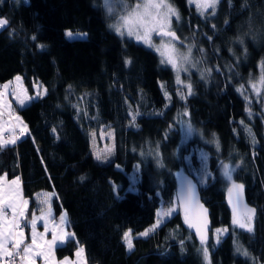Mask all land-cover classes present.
<instances>
[{"label":"trees","instance_id":"trees-1","mask_svg":"<svg viewBox=\"0 0 264 264\" xmlns=\"http://www.w3.org/2000/svg\"><path fill=\"white\" fill-rule=\"evenodd\" d=\"M171 2L178 44L194 59L183 84L154 49L113 30L100 0H0V83L20 75L29 92L46 88L13 102L27 130L0 148V176L19 177L31 207L50 191L56 213L66 211L72 235L57 258L81 245L88 264H264V0H218L203 14ZM101 126L114 131L107 163L90 153V131ZM223 164L235 166L233 182L254 208L251 232L233 223ZM180 172L210 211L207 241L179 211L136 235L176 201Z\"/></svg>","mask_w":264,"mask_h":264},{"label":"rangeland","instance_id":"rangeland-1","mask_svg":"<svg viewBox=\"0 0 264 264\" xmlns=\"http://www.w3.org/2000/svg\"><path fill=\"white\" fill-rule=\"evenodd\" d=\"M101 4L104 8L105 13L108 15L110 19V26L115 30L117 33L121 35H126L128 37L135 38L136 40L141 41L148 47L154 49L157 54L159 55L160 59L168 64L172 70L174 71L176 81L180 84H183V76H185L189 70L193 67L194 59L192 57V49L190 45L180 46L178 43L171 39L167 38H157L156 33L157 31H150L148 33V42L146 43L145 40L142 38L143 33L145 31V28L142 25H135L133 27V32L139 34L141 38H138L137 34L129 35L128 34V28L124 26V19L130 18L133 14V10L137 8L138 5L143 6L144 4L149 3V0H100ZM218 1V0H217ZM165 2L172 7V9L175 10L176 15H169V29H174L175 21L178 19L179 15L177 12V9L175 5L171 2V0H165ZM188 4L193 5L199 13L203 14L205 11L209 10L211 7L207 6V0H187ZM198 4L202 5V7L198 8ZM141 11H143V8H141ZM166 11V10H163ZM157 13L156 11H152L151 18H156ZM0 20H4L3 18H0ZM5 21V20H4ZM4 25V24H3ZM0 25V28L3 26ZM151 27V25H149ZM117 28H120V31H117ZM168 30V29H165ZM175 30V29H174ZM67 32L73 33L72 37H84L86 35L83 31H71L69 29H66L65 34ZM67 36V35H66ZM68 37V36H67ZM183 55L189 56V61L186 63H183L181 65L180 57ZM171 57L172 61L175 62L178 66L173 67V63L169 62V58ZM16 77H20L19 81H17ZM46 92L45 86L40 83L36 82L33 87V92H29L27 88L24 86L22 78L20 75H15L13 78L7 79L0 83V139H4L3 136L7 133L9 134L8 139H15L14 131H22V133L25 131L24 126H26L22 116L14 110L13 108V102H16L19 106H24L31 102L34 99H37L44 95ZM17 97L25 98V97H31V99L26 100L25 104H20L17 100ZM19 118V119H17ZM4 139V140H8ZM90 153L93 156L95 160H97L100 163H107L114 157V131L110 126H101L98 129H94L90 131ZM197 153L201 159V164H205L206 162V155L204 152H201V150H197ZM99 157V158H98ZM201 165V166H202ZM228 165V164H223ZM221 167V174L223 176V179L225 183L228 186H232L233 179L231 177V180L228 179V177L225 175L224 167ZM229 171L233 173V170L235 166L228 165ZM185 175L184 172H180L178 174V178ZM130 180H132V183L135 181L133 175L129 174ZM0 178V197H2L5 201V204L8 202H12L15 205L19 207L24 208V217L21 219V226L24 230V242L25 244L32 243V227L30 221L32 220L33 216L37 217V223H36V232L37 233H44L43 239H41L39 236L37 237V244L40 245V247H33V252L42 251L43 255L40 256H34V264H53L55 261H59L56 258L55 255V245L51 247V249H47V241H50L52 239L53 231L63 229L64 233L68 234L66 236H62L61 238H65L63 241L66 240L69 236L72 235V231L68 228V219L67 214L65 210H61L60 212L56 213L54 210L52 204H51V198L52 193L50 191H40L35 198V207L30 206V200L28 198H25L23 195L21 184H19L18 180H15L14 178L8 179L4 175H1ZM13 179V180H12ZM13 181H16L15 184H13ZM131 188V186H130ZM228 188V187H227ZM47 199L48 203L44 204L42 201ZM23 201H27V204L24 205ZM50 209V213H49ZM170 210V211H169ZM179 211V206L177 204V201H173L172 203L168 205H160V207L157 210L156 218L154 222L148 226L146 229H144L142 232H139L138 236H145L141 235V233H144L147 231H152L153 225L159 226L167 217L171 216L173 213ZM164 213H167V215H163ZM160 214V215H158ZM41 215L44 216V218L48 221V231H45V222L42 219H39ZM7 220L10 221L12 218V209H7L6 211ZM61 216H64L65 220L64 222H61ZM26 225V226H25ZM54 225L56 228L54 229ZM18 231V230H17ZM125 232L129 233V238L132 242L133 248V237L135 235L132 234L130 229H127ZM124 232V233H125ZM123 240L126 245V248L128 250H131L128 248L124 235ZM237 249L239 248L240 252L244 254L247 252L239 243L236 244ZM206 247H203V249ZM79 249H82V252L80 255H77V251ZM62 259H66L68 261V264H88L85 260V254L83 247L81 245H78V247L74 251V256H64ZM59 259V258H58ZM19 257L16 258L15 264L18 262ZM65 260L63 261L64 264ZM21 264V261L20 263ZM61 264V262H60Z\"/></svg>","mask_w":264,"mask_h":264},{"label":"snow or ice","instance_id":"snow-or-ice-1","mask_svg":"<svg viewBox=\"0 0 264 264\" xmlns=\"http://www.w3.org/2000/svg\"><path fill=\"white\" fill-rule=\"evenodd\" d=\"M216 3L217 0H207V6L213 9L215 8ZM200 7H202V5L198 4V8ZM141 8H143V11H141ZM152 11H156L157 17L150 19ZM169 15H176V13L175 10L172 9V7L165 2V0H149V3L144 4L143 6L138 5L137 8L133 10V14L131 15L130 18L124 19V26L128 28V34L133 35V34H137L133 32V27L135 25H142L145 28L142 38L145 40L146 43L148 42V33L153 30L157 31V33L163 37H170L172 39H175V33L169 29V20H168ZM5 23L6 22L4 20H0V25H3ZM149 25H151V27ZM117 31L119 32L120 28H117ZM66 35L69 38H71L73 36V33L67 32ZM137 35L138 38H141L139 34ZM180 61H181L180 66H182L183 63L189 61V56L188 55L181 56ZM169 62L173 63V67H177L179 69V66L172 61L171 57L169 58ZM126 63H128V61H126ZM16 79L17 81H19L20 77H16ZM29 99H31V97H25L23 99L17 97L18 102L22 105L25 104L26 100ZM185 115H187V112H185ZM24 130L25 131L27 130L26 126H24ZM15 142H16L15 139H8V140L0 139V148L4 147L6 144H10V143L14 144ZM223 167L225 170V175L228 177L229 180H231V173L229 171L228 165H223ZM15 183L16 181H13V184ZM228 191L230 194V203H231V197L233 195H235V198L238 202L240 200V196L243 191V185L233 183V185L229 188ZM193 194H194L193 186L189 183L186 190L182 193V197L184 199H189L193 196ZM42 203L47 204L48 203L47 199L42 201ZM23 204L26 205L27 201H23ZM9 208L12 209V218L10 221L7 220V216H6V211ZM252 212L253 210L249 209L241 217V219H236L234 216L233 223L238 224L239 227L241 228H247V230L251 232ZM49 213H50V209H49ZM24 214L25 213L23 207H19L14 203H12L11 201L5 204L4 199L0 197V264H15L17 257H19L21 264H34L33 257L43 255L42 251L33 252L34 246L40 247V245L37 244V237L39 236L41 239H43L44 236V233L36 232V223H37L36 216H33L32 220L30 221L32 227V243L25 244L24 242V230L23 227L21 226V219L24 217ZM163 215H167V213H164ZM39 219L44 220L45 231H48V221L44 218L43 215H41ZM60 219L61 222H64L65 220L64 216H61ZM155 227L156 225H153V228ZM55 228L56 226L54 225V229ZM219 234H221V230L218 229L217 235L219 236ZM66 235L68 234L64 233L63 229H59L58 231L54 230L52 239L46 242L47 249H51L52 246L57 245L58 243H62L63 240L61 239V237ZM141 235H147V231L141 233ZM197 235L200 237L201 244L203 245L207 239L206 235L202 234L200 228H197ZM124 239L128 248L131 249L132 242L131 239L129 238L128 232L124 233ZM237 250L239 251L240 249L238 248ZM81 252L82 249H79L77 251V255L79 256ZM244 254L247 255L246 252ZM203 255L205 260H207L208 259L207 248H204ZM64 264H68L67 258Z\"/></svg>","mask_w":264,"mask_h":264},{"label":"water","instance_id":"water-1","mask_svg":"<svg viewBox=\"0 0 264 264\" xmlns=\"http://www.w3.org/2000/svg\"><path fill=\"white\" fill-rule=\"evenodd\" d=\"M171 31L175 33V39H172L170 37H163L158 33H156V37L170 38L176 43H182L177 32L174 30ZM189 183L193 186L194 194L191 198L184 199L182 197V193L186 190ZM235 184H240V183H235ZM230 187L231 186H229L226 189V201L231 210L232 218L234 219L235 216L236 219H241V217L249 209L253 210L251 214V216L253 217L255 211L254 208L251 205H249L246 201L245 187L243 186V191L241 193L240 200L237 202L235 195H233L231 197V203H230V194L228 191ZM176 201L182 215L183 224L194 233V235L196 236L199 242L201 241H200V237L197 235V228H200L202 234L206 235V237L208 238V233L211 229L210 211L208 207L201 201L198 185L191 176L185 174L182 177L178 178Z\"/></svg>","mask_w":264,"mask_h":264},{"label":"crops","instance_id":"crops-1","mask_svg":"<svg viewBox=\"0 0 264 264\" xmlns=\"http://www.w3.org/2000/svg\"><path fill=\"white\" fill-rule=\"evenodd\" d=\"M14 179H15V180H18L19 184H21V181H20V178H19V177H15ZM12 180H13V179H12ZM61 239L64 240L65 238H61ZM63 242H64V241H63ZM63 242H62V243H63ZM59 244H61V243H58L57 245H59ZM55 246H56V245H55ZM54 249H55V248H54ZM73 256H74V254H73ZM73 256H72V257H73ZM63 258H65V257H63ZM56 259L59 260V261H58V262L55 261L53 264H60V262H61V264H63V261L66 260V259H62V258H59V259L56 258Z\"/></svg>","mask_w":264,"mask_h":264},{"label":"built area","instance_id":"built-area-1","mask_svg":"<svg viewBox=\"0 0 264 264\" xmlns=\"http://www.w3.org/2000/svg\"><path fill=\"white\" fill-rule=\"evenodd\" d=\"M14 136L17 138V137H19L21 134H22V131H18V130H16V131H14ZM3 138L4 139H8L9 138V134H5L4 136H3ZM20 263V260H18V262L16 263V264H19Z\"/></svg>","mask_w":264,"mask_h":264},{"label":"flooded vegetation","instance_id":"flooded-vegetation-1","mask_svg":"<svg viewBox=\"0 0 264 264\" xmlns=\"http://www.w3.org/2000/svg\"><path fill=\"white\" fill-rule=\"evenodd\" d=\"M170 30H174V29H170ZM174 31H176V30H174ZM177 32V31H176ZM168 39V38H167ZM170 39V38H169ZM172 40V39H171Z\"/></svg>","mask_w":264,"mask_h":264}]
</instances>
